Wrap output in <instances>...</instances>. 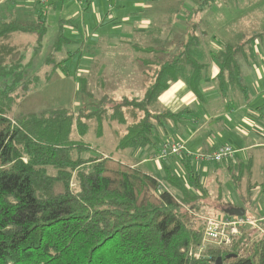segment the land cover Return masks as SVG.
Masks as SVG:
<instances>
[{"label": "trees", "instance_id": "trees-1", "mask_svg": "<svg viewBox=\"0 0 264 264\" xmlns=\"http://www.w3.org/2000/svg\"><path fill=\"white\" fill-rule=\"evenodd\" d=\"M209 1L201 0L199 10ZM175 12L178 9L170 8L169 15ZM10 15L14 17L0 18V264H264V236L252 229L242 231L229 246L194 255L204 226L199 212L208 197L192 155L181 159L186 183L168 166L163 180L170 188H164L153 174L84 139L108 121L120 125L114 133L123 131L118 148L155 144L160 128L187 118L191 111L160 107L162 93L182 80L201 97L212 63L219 67L217 86L227 93L240 83L235 58L245 54L250 37L233 31L214 51V35L201 27L202 18L189 25L183 37L168 16L129 37L122 52L115 49L120 59L112 72L126 77L128 92L115 97L120 85L110 86L106 65L95 58L87 73L75 77L77 111L70 106L37 113L22 108L10 116L8 111L21 106L40 84L57 72L66 73L69 57L78 52H62L72 40L59 32L44 69L29 72L47 26L42 17ZM163 23L169 29L164 30ZM21 33L34 38L28 59L29 42L12 41ZM167 43L175 45L172 52ZM95 123L97 130L92 128ZM229 206L218 209L223 212Z\"/></svg>", "mask_w": 264, "mask_h": 264}, {"label": "crops", "instance_id": "crops-1", "mask_svg": "<svg viewBox=\"0 0 264 264\" xmlns=\"http://www.w3.org/2000/svg\"><path fill=\"white\" fill-rule=\"evenodd\" d=\"M53 1L55 2V0ZM57 1L63 4L62 0ZM91 1L85 0V4H89ZM188 2L189 6L184 7V4L188 5V3L181 0L180 7L175 8L178 9L175 14H181L184 17L187 15L193 16L195 14L193 10H195V6H198V2H201V0H188ZM112 3L113 6L110 10L105 7V13L99 12L97 8L94 10V13L98 12L93 17L94 21L99 23L98 30L101 35L98 36L97 43L88 37V41L81 45L86 50L90 49L86 53L89 56L85 58V63L82 65L84 69H89L93 61L98 59L97 53L101 49L99 43H102L103 40H109L116 36L113 39H118L120 42L115 44L111 52L114 53L116 49L120 53L124 49L123 45L129 44V37L135 35V33L144 32L147 26L153 23L157 17L166 19L167 16H170L163 14V0H113ZM251 4L252 2H249L246 6L250 7ZM13 5H16L15 2H13ZM15 7L22 11L21 5L17 4ZM74 16H76V13H73L63 21H65L66 26L70 25L71 30L77 34L76 28L71 24ZM192 16L189 17L191 19L188 18L187 22L184 21L186 19H179L176 15L173 17V22L175 21L173 23L174 31L181 33L179 36H183L188 30L189 21L194 19ZM110 24L111 26L107 28ZM232 30L234 29L228 30L227 37L223 36V34L218 36V44L215 43L213 38L210 48L214 51L220 50L222 42L229 37ZM242 32L246 38L250 37V41L248 45L243 46L245 54L238 55L235 58L239 66L238 81L240 83L227 91V93H221L215 80L219 71L216 63L210 65L207 78L202 81L201 97H197L184 81L177 80L172 82L169 88L160 96L159 106L172 112L187 108L191 110L190 113L186 114L187 118L178 122L169 121L164 128H160L161 130L153 137L155 144L145 147H134L129 150L131 161L127 163L141 167L146 172L156 176L164 188H170L163 180L166 167L169 166L186 183L187 175L184 173L185 170L181 161V159L186 158L185 155L207 154L216 150L221 144H229L235 149L234 155L230 159L209 162L196 159L193 156V160L203 164L208 174L212 170L213 177L211 175L201 176L195 172L199 176V182L205 189L208 199L209 197L216 201L220 199L223 204L241 206L243 208L245 205L255 206L257 218L264 219V29L260 31L253 30L252 33ZM75 34L70 36L74 44L79 40L76 39L78 37H75ZM95 36H92L93 39ZM118 43L122 45H118ZM174 46L172 43L168 44L167 49L172 52ZM180 47V44L176 46V48ZM116 56L119 61L120 57L118 54ZM62 57H65V55H61L60 58ZM69 60L76 65L72 57H69ZM79 62L77 60V63ZM99 63L105 65L101 62ZM75 68H79V65H76ZM56 75L58 76L48 83L50 84L49 86L43 87L40 91H32L26 96L29 101L26 104L27 112L37 113L56 104L63 105L66 104L65 102L71 103L74 100L72 94L77 89V82L72 78L65 77L62 72H57ZM74 75L79 76L82 74L75 72ZM53 85L63 89L62 92L64 93L68 92V100L62 98L58 93L51 94L54 88ZM33 92L36 93L32 94ZM40 94H42L41 97ZM62 96L65 97L66 95L62 94ZM166 139L183 142L185 150L179 155H171L165 160H159L155 157V154L159 145ZM193 151L194 153H192ZM223 166L228 171L232 170L234 172L236 180L234 185L236 193L233 195L228 194L225 200H222L221 190L218 189L217 192L212 193V189L216 190V186L209 185V181L218 183L217 174ZM195 194H199V190H196ZM207 202L199 213L211 211V214L214 215L222 212L218 207H210L213 201L210 202L209 200Z\"/></svg>", "mask_w": 264, "mask_h": 264}, {"label": "rangeland", "instance_id": "rangeland-1", "mask_svg": "<svg viewBox=\"0 0 264 264\" xmlns=\"http://www.w3.org/2000/svg\"><path fill=\"white\" fill-rule=\"evenodd\" d=\"M52 1L53 0H48V2L42 3L40 2V0H11L12 3L15 2L16 5L17 4L21 5L22 7V11H21L20 9H17V7H15L16 5H13V4L11 5V2H8V0L7 1L0 0V18L5 19V18L14 17L10 15L12 14V15H18V17H21V18H27V19H32V20H35L38 17H42L44 19L46 26H47L46 34L43 38L42 46L38 50L37 54L34 56L31 62V66L29 68V72H34L37 70L39 71V70L44 69V58L46 57V54L48 53L56 35L59 32H61L64 36L70 39H71L70 36L75 34V32H73L71 28L69 27L70 25L66 26V23L63 20L69 17L70 15H72L73 13H76V16L73 17L71 24L74 25V28H76V31H77V34H75L74 36L78 37L76 39H79V40L75 44L74 43L65 44L62 52L66 54L68 50L77 49L78 52L75 53L71 57L75 60L76 65H79V68L76 69L75 68L76 65L71 63L69 60L67 61L66 66H64V68H66V73L64 72L62 73L65 77L72 78L75 82H77L76 81L77 78H75L76 76L74 75L75 72L77 74H84V73H87L89 69L91 68L90 67L89 69H84L82 67V65H84L85 63V58L88 57L89 54H86L88 52L85 50V48H81L82 49L81 51L84 50V52L81 53L80 46L85 44L89 38H91L92 40L95 41V43H97L98 36L101 35L100 31L98 30L99 23L98 21H94V17H93V15H96L98 12L94 13V10L95 8H97L99 12L100 11L104 12L105 7L108 8V3H112L113 0H92L91 2H89V4H85V0H82V1L62 0L63 4H61L60 1L55 0V2L53 1L55 5L53 4ZM182 1H185L188 3V5L184 4V7L189 6L188 0H182ZM249 2H252V4L250 5V7H247L246 4ZM198 3L200 4V2ZM163 4H164L163 14L169 15L170 8L180 7L181 0H163ZM199 4L198 6L197 5L195 6L196 7L195 10H193V13L195 12V14L193 16L187 15L186 17H184L181 14H175L176 13L175 12L172 14L171 17L173 19V17H175L176 15V17H178L179 19L180 18L186 19L184 21L187 22L188 18L192 16L194 17V19L192 21H189L190 22L189 25H191L195 21H199L198 20L199 17L202 18L201 27H203V29H205L208 32V35H209V30H211L212 34L214 35V41L216 44L219 43L218 42L219 39L217 37L222 36V34L223 36L227 37L229 29L241 30V31L249 32V33H252L253 30L260 31L264 29V0H210L209 4H205L204 9L202 10H199ZM162 19H165V18H162ZM159 20H160V17H157L154 23L161 24ZM173 23H175V21ZM110 26L111 24L108 25L107 28H109ZM163 28L164 30H167L169 29V26L163 23ZM234 30H232V32ZM110 31L112 33L111 29ZM215 32L217 35L215 34ZM29 35L30 34L21 33V35H15V37L12 39V41L17 45H20V44L24 45L26 42H29V46L27 47V51H26V59H28V57L31 54V45L33 42L32 40L34 39L33 37ZM110 35H114V34H110ZM92 36H95L94 39ZM114 37L110 38L109 40H105V41L103 40L102 43L101 42L99 43L101 49L98 50L97 61L106 65L105 74L107 75L106 78L110 86L113 88L115 87V84L117 83L118 85H120V88L118 90L115 89L114 91L115 97H119L120 94L124 93L125 91L124 88L126 87V83L124 82V80L126 77L123 79L121 76L118 77L116 73L115 74L113 73L117 67L116 63L118 59H117L116 53L111 52V49H114L115 44L117 42H120L118 39L116 40L113 39ZM170 40H171V37H170ZM61 55H64V54H58V57L60 58ZM77 60H79L80 62L77 63ZM99 68H101V66H99ZM112 69H113V72H112ZM57 76L58 75L54 74V76L50 79V81L44 84L43 83L40 84L33 91H36V90L40 91L43 87L49 86L50 84L48 83L53 81ZM119 81H120V84H119ZM91 82L94 83V79L93 81L91 80ZM53 86L54 88L51 94L58 93L61 95L62 98H64L65 100H68V96H69L68 92L64 93L62 92L63 89L55 85ZM116 88H117V85H116ZM121 88L123 89V91H120ZM125 92H128L127 89ZM34 93L36 92H33L32 94ZM61 93L66 96L63 97ZM41 95L42 94H40V97ZM72 98L74 100L71 101V103L65 102L66 104H63V105L56 104L54 106H70L74 111H77L80 107L79 101H76L77 99H80V93L77 89L74 90L72 94ZM27 103H29V101L25 97L22 105L21 106L19 104L14 105L13 108H11L8 111L10 112L8 114L11 116L12 114H15L18 111H20L22 108L26 111ZM95 124L96 126H93L92 128H96L97 130L98 123H95ZM100 124H101L100 125L101 127L99 129V132H97V134L94 132L93 129H91L84 136V139L89 141L93 147H97L98 149H103L105 153L106 152L110 153L114 157H117L121 159L122 161H125V162L131 161L129 158L130 157L129 150H131L132 148L123 149V148L117 147V142L119 141V138L122 136L123 131H121L120 133L119 132L114 133V131L119 130L120 125H118L116 122H108V121L107 122L104 121L103 123L101 122ZM176 136L178 137L177 134ZM171 137L174 138L175 136H171ZM192 153H194V151ZM224 166L221 167L220 171H218V174H217L218 183H213L209 181V185L216 186V190L212 189V193H214L215 191L217 192L218 189L221 190L222 195H223L222 200L227 199L228 194L233 195L236 193V190L234 187V185L236 184L234 172L232 170L228 171L226 167ZM193 167H194V171L196 173H199L201 176L203 175L212 176V170H210V173L208 174L203 164H201L199 161L196 162L195 160H193ZM209 200L210 202L213 201L210 207H222L224 205L220 199L216 201L215 199H211L210 197L209 199L205 200V202L208 203L207 201ZM253 201L256 202L254 199ZM244 208H245V214L251 215L252 217L256 218L258 220V224L264 229V219L257 218L258 216L257 214H255L257 213L255 206L245 205ZM222 214L223 212H220V214H217V215H222ZM209 215L212 216L211 211L210 212L202 211V213H199V216L201 219L203 217H208ZM257 232L258 230L256 231V233ZM196 247L194 248V250L196 249ZM214 248H217V247H214ZM206 249L201 254L202 256L205 255Z\"/></svg>", "mask_w": 264, "mask_h": 264}, {"label": "built area", "instance_id": "built-area-1", "mask_svg": "<svg viewBox=\"0 0 264 264\" xmlns=\"http://www.w3.org/2000/svg\"><path fill=\"white\" fill-rule=\"evenodd\" d=\"M40 2L46 3L48 0H40ZM112 6L113 3H108L109 10ZM184 150L185 145L183 142L166 139L160 144L155 157L159 160H163L171 155H179ZM234 152L235 149H233L231 145L221 144L211 153H197L193 156L199 160L219 162L224 159L232 158ZM188 154L190 153L188 152ZM202 219L204 220V227L199 243L194 252L196 256H200L203 251L209 247L231 245L233 239L239 235L241 227L246 226L247 229L258 230L257 233L264 236V229L258 224V220L248 214H243L242 216H208L203 217Z\"/></svg>", "mask_w": 264, "mask_h": 264}, {"label": "water", "instance_id": "water-1", "mask_svg": "<svg viewBox=\"0 0 264 264\" xmlns=\"http://www.w3.org/2000/svg\"><path fill=\"white\" fill-rule=\"evenodd\" d=\"M223 212L227 215L242 216L245 214V209L241 206H229L223 209Z\"/></svg>", "mask_w": 264, "mask_h": 264}, {"label": "bare ground", "instance_id": "bare-ground-1", "mask_svg": "<svg viewBox=\"0 0 264 264\" xmlns=\"http://www.w3.org/2000/svg\"><path fill=\"white\" fill-rule=\"evenodd\" d=\"M203 227H204V226H203ZM202 231H203V230H202ZM239 231H240V233H241L242 231H247V227H246V226H245V227H241ZM240 233H239V234H240ZM218 247H219V246H218Z\"/></svg>", "mask_w": 264, "mask_h": 264}]
</instances>
